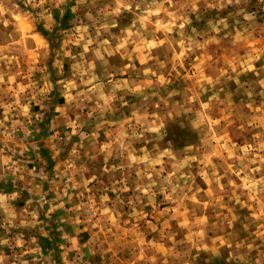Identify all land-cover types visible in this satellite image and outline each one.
Segmentation results:
<instances>
[{
	"label": "rangeland",
	"instance_id": "1",
	"mask_svg": "<svg viewBox=\"0 0 264 264\" xmlns=\"http://www.w3.org/2000/svg\"><path fill=\"white\" fill-rule=\"evenodd\" d=\"M0 192V264H264V0H0Z\"/></svg>",
	"mask_w": 264,
	"mask_h": 264
},
{
	"label": "crops",
	"instance_id": "2",
	"mask_svg": "<svg viewBox=\"0 0 264 264\" xmlns=\"http://www.w3.org/2000/svg\"><path fill=\"white\" fill-rule=\"evenodd\" d=\"M86 144V143H85ZM45 145V144H44ZM88 152H90V151H87V155H88ZM2 158V160H1V162H2V166L4 167V164H5V162H8L7 161V156H3V157H1ZM9 159V158H8ZM44 161V160H43ZM45 162V161H44ZM35 169H37L36 167H35ZM33 170V168H31V166L29 167V172L30 171H32ZM40 176H42V175H40ZM36 180L37 181H41L40 179H39V177H37L36 178ZM7 191H12L13 192V194L15 195L16 194V191L14 190V189H9V190H7ZM2 192H0V197H1V194ZM58 195H60V193L58 192Z\"/></svg>",
	"mask_w": 264,
	"mask_h": 264
},
{
	"label": "trees",
	"instance_id": "3",
	"mask_svg": "<svg viewBox=\"0 0 264 264\" xmlns=\"http://www.w3.org/2000/svg\"><path fill=\"white\" fill-rule=\"evenodd\" d=\"M42 149H44V147H42Z\"/></svg>",
	"mask_w": 264,
	"mask_h": 264
}]
</instances>
